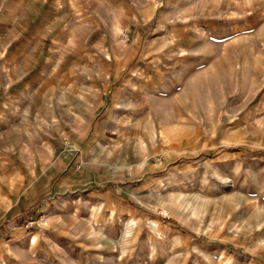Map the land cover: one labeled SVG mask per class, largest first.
I'll return each mask as SVG.
<instances>
[{
	"label": "rangeland",
	"instance_id": "374dc122",
	"mask_svg": "<svg viewBox=\"0 0 264 264\" xmlns=\"http://www.w3.org/2000/svg\"><path fill=\"white\" fill-rule=\"evenodd\" d=\"M29 1L0 18L27 53L0 59V264H264V0H59L56 42Z\"/></svg>",
	"mask_w": 264,
	"mask_h": 264
},
{
	"label": "crops",
	"instance_id": "0c3cea01",
	"mask_svg": "<svg viewBox=\"0 0 264 264\" xmlns=\"http://www.w3.org/2000/svg\"><path fill=\"white\" fill-rule=\"evenodd\" d=\"M39 0H30L29 4L31 2H36ZM76 0H68V3L73 2ZM5 2V0H0V18H3V13H4V6L2 5V3ZM40 3H42L43 6H46L47 10L45 13H40L44 18L43 21L41 22V24L36 27L37 30H35V33L32 34V36L34 37H42V38H49L51 41H54V38H52L53 36L55 37L56 35H59V32L64 29V23L61 20L60 17V13H61V7H60V3L59 0H52L50 3H44L43 0L39 1ZM38 3V2H37ZM19 8L22 10L21 13L23 14H34L35 12H32L30 10H32L31 5H26V6H19ZM49 8V9H48ZM12 19H10L11 21ZM3 23H0V39L2 41H0V44L3 46L0 49V59L3 60V62H10L11 60H18V58L20 60L23 61V57L26 56V50H24L23 52L19 51L18 53H12L9 52L8 48L11 47V41L6 40L10 34L12 29L9 31L10 29V21L8 20V22L6 23L5 20H2ZM68 27V26H67ZM15 28V27H14ZM69 29V28H68ZM20 31V30H19ZM25 39L27 40V34L25 33L24 35ZM16 45V44H15ZM32 53V52H31ZM29 53V54H31Z\"/></svg>",
	"mask_w": 264,
	"mask_h": 264
}]
</instances>
